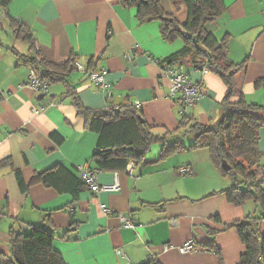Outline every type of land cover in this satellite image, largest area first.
Returning <instances> with one entry per match:
<instances>
[{"label":"crops","instance_id":"crops-1","mask_svg":"<svg viewBox=\"0 0 264 264\" xmlns=\"http://www.w3.org/2000/svg\"><path fill=\"white\" fill-rule=\"evenodd\" d=\"M222 1L225 10L211 30L221 39L228 35L231 61L248 60L246 71L237 77V91L247 103L264 106V88L255 86L256 80L264 79V0ZM161 4L180 24L186 21L182 1L162 0ZM8 11L30 33L34 48L17 40L8 19L1 18L0 162L9 159L10 163L0 167V249L9 254V232L29 233L32 225L67 235L54 242L67 264H140L151 258L161 264H219L216 251L204 247L212 239L225 264H238L244 250L240 237L235 229L222 230L224 224L251 213L246 211L248 203L235 206L222 194L234 184L215 168L206 149L154 162L162 150L154 144L148 155L154 163L135 164L132 176L127 170L98 172L100 186L118 182L119 190H86L75 202L70 194L31 185L36 174L61 166L58 175L64 188L71 173L77 174L84 164L92 166L98 137L86 130L85 118L78 114L68 89L96 111L139 102L136 107L148 123L159 126V134L174 130L183 118L182 104L170 97V83L163 74L166 63L161 62L183 48L182 40L163 41L159 21L139 23L137 8L119 0H11ZM35 51L57 63L74 56L86 71L75 69L66 82L51 85L43 97L28 87L32 68L18 57ZM129 51L131 59L126 56ZM102 68L108 71L111 98L89 79L90 69ZM186 71L203 84L205 93L188 114L203 125L218 121L224 111L225 84L214 73L192 67ZM186 138L194 142L193 137ZM260 147L264 152V128ZM182 167L192 174L181 175ZM103 206L114 214H106ZM257 211L254 204L253 214ZM120 215L131 218L135 227L127 228ZM211 230L221 232L213 236ZM191 240L199 252L180 253L178 248Z\"/></svg>","mask_w":264,"mask_h":264},{"label":"trees","instance_id":"trees-1","mask_svg":"<svg viewBox=\"0 0 264 264\" xmlns=\"http://www.w3.org/2000/svg\"><path fill=\"white\" fill-rule=\"evenodd\" d=\"M119 1L129 7L137 8L139 23L159 21L163 41L173 43L182 40L183 48L161 62L166 63L165 68L170 66L178 69L185 66L201 72L207 69L208 72L219 76L227 88L222 102L224 111L218 121L203 125L188 114V109L192 107L187 108L179 99L183 118L174 130L163 129L164 132L159 134V126L148 123L142 110L136 106L91 110L85 107L75 90L68 89L67 95L73 98V105L78 114L85 118L86 130L95 133L98 137L90 167L96 174L124 173L130 162L146 165L167 161L190 150H208L213 165L221 175L236 181L232 189L222 192L227 200L238 207H243L248 202H254L256 207H260L259 215L250 214L242 220L224 224L222 231L235 229L243 244L244 250L238 264H264V164L262 163L264 152L260 147V131L264 128V106L247 103L244 94L237 91V77L246 71L248 60L241 63L231 61L227 56L228 35L221 39L211 30V25L225 10L223 1L179 0L184 3L187 13V19L182 24L163 10L162 0ZM10 4L11 0H0V20L6 17L17 40L25 41L33 47L30 33L10 16L8 11ZM127 55L128 59L132 58L130 51ZM18 57L19 61L28 64L41 79L47 81L49 88L53 84L66 82V77L77 69L74 56L61 63L51 61L36 51L34 55L18 54ZM169 83L171 89L170 80ZM255 86L264 88V79L256 80ZM235 96H238V99L231 101ZM171 98L178 100V97ZM187 136L194 138L193 144L189 146L182 142ZM170 137L176 140L169 142ZM154 144L161 145L162 150L156 161L151 162L148 155ZM222 161L230 166L229 171L222 168ZM9 163V159L3 160L0 162V167ZM63 168L67 169L65 166ZM61 169L62 167L58 166L36 174L31 185L43 184L60 193L70 194L73 202L79 200L81 193L91 190L81 179L77 168L78 173H71L69 181L67 179L64 181L65 184L63 183L64 188L61 187L62 177L58 175ZM16 173L20 184L24 185L19 173L17 171ZM146 206L155 208L163 205ZM209 232L215 236L221 231ZM57 238L65 240L67 235L57 236L54 231L32 225L29 233L12 229L9 232V254L0 249V264H67L63 256L54 249ZM214 240L212 239L204 247L214 249L220 258L219 264H225ZM140 264L161 263L151 258Z\"/></svg>","mask_w":264,"mask_h":264},{"label":"built area","instance_id":"built-area-1","mask_svg":"<svg viewBox=\"0 0 264 264\" xmlns=\"http://www.w3.org/2000/svg\"><path fill=\"white\" fill-rule=\"evenodd\" d=\"M75 67L83 73L86 71L85 67L77 61L75 62ZM202 72L208 73L207 69H204ZM107 74L108 71L105 68H102L100 70H92L88 75L92 84L105 91L107 93V97L111 98L112 89L111 85L106 80ZM164 75L171 82L170 96L181 99L187 108L193 107V105L198 102L205 94L203 84L193 80L186 72L185 66H182L178 69L176 67L168 66L164 69ZM28 87L42 96H48V82L41 79L33 70L28 76ZM136 106H140V103H136ZM34 112L35 114H39V110H35ZM134 165V162H130L127 166V172L130 176L133 175ZM79 171L81 174V179L91 188L92 191L111 192L120 189L118 182L114 185L99 186L97 183V174L88 164L80 166ZM179 172L183 176H190L192 174L191 170L187 167L180 168ZM103 208L106 214H114L112 210L106 208L105 206H103ZM120 219L127 228L135 227V224L131 218L120 215ZM178 251L182 254H196L199 252V249L196 247L194 241L191 240L180 246ZM117 252L124 255L122 250H118Z\"/></svg>","mask_w":264,"mask_h":264},{"label":"rangeland","instance_id":"rangeland-1","mask_svg":"<svg viewBox=\"0 0 264 264\" xmlns=\"http://www.w3.org/2000/svg\"><path fill=\"white\" fill-rule=\"evenodd\" d=\"M173 140H176V139L175 138H171V137L169 138V142H172ZM183 142H184V144L192 143L193 142V139H191V138H185ZM226 179L228 181H230V183L234 184V186L236 185V181L233 178H226ZM258 209L259 210L254 213L255 215H259L260 214V207H258ZM246 211H249L251 214H253V211H254V202H248Z\"/></svg>","mask_w":264,"mask_h":264},{"label":"water","instance_id":"water-1","mask_svg":"<svg viewBox=\"0 0 264 264\" xmlns=\"http://www.w3.org/2000/svg\"><path fill=\"white\" fill-rule=\"evenodd\" d=\"M222 168L225 170V171H229L230 170V166L227 164V162L225 161H222Z\"/></svg>","mask_w":264,"mask_h":264}]
</instances>
